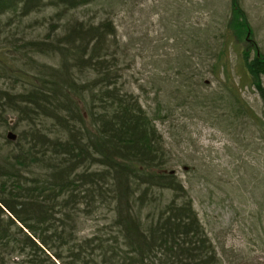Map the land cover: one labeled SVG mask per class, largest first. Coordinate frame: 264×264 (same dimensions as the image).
I'll list each match as a JSON object with an SVG mask.
<instances>
[{
    "label": "rangeland",
    "instance_id": "obj_1",
    "mask_svg": "<svg viewBox=\"0 0 264 264\" xmlns=\"http://www.w3.org/2000/svg\"><path fill=\"white\" fill-rule=\"evenodd\" d=\"M240 4L251 31L235 44L229 0H96L61 16L47 2L27 17L0 16V91L11 95L27 92L38 65H59L58 56L33 51L35 43L63 45L77 25L87 31L111 26V36L103 33L113 86L130 91L155 120L187 192L179 201H191L214 264H264V100L257 88L264 90V73L248 69L256 57L250 40L264 62V0ZM209 26L211 33L200 31ZM6 122V128L0 125V158L26 131L14 113ZM37 125V132L55 138L48 132L53 123ZM9 130L15 141L6 139ZM162 194L166 204L171 196ZM75 206L69 214L78 239L96 234L119 243L113 205ZM134 211L143 224L156 212L138 206ZM59 219L56 215L57 224Z\"/></svg>",
    "mask_w": 264,
    "mask_h": 264
},
{
    "label": "trees",
    "instance_id": "obj_2",
    "mask_svg": "<svg viewBox=\"0 0 264 264\" xmlns=\"http://www.w3.org/2000/svg\"><path fill=\"white\" fill-rule=\"evenodd\" d=\"M47 2L61 16L96 0H0V16L27 17L39 13ZM231 3L234 16L228 28L235 44L248 26L238 0ZM110 31L109 24L89 31L77 25L63 45H31L38 54L58 56L57 68L38 65L27 92L0 91V125L6 128V116L14 113L26 128L14 149L0 158V264L216 261L209 255L190 201L180 203L184 194L176 190L177 180L162 171L171 167V161L151 122L127 93L113 86L116 80L106 65L104 42V33ZM250 43L256 57L248 69L264 73L263 57ZM253 74L258 78L259 73ZM257 88L264 100V90ZM78 103L88 106L86 117ZM44 120L53 123V130H48L53 140L37 132V121ZM34 166L43 172L34 175L30 169ZM169 190L174 195L165 204L162 193ZM92 202L114 205L119 243L96 234L76 237L69 213L75 205ZM136 206L156 212L143 224Z\"/></svg>",
    "mask_w": 264,
    "mask_h": 264
},
{
    "label": "bare ground",
    "instance_id": "obj_3",
    "mask_svg": "<svg viewBox=\"0 0 264 264\" xmlns=\"http://www.w3.org/2000/svg\"><path fill=\"white\" fill-rule=\"evenodd\" d=\"M230 1V5H229V8H231V15H230V19H229V21L232 19V17L234 16L233 15V13H234V9H233V6H232V3H231V0H229ZM240 2H241V0H240ZM240 2L238 1V5H239V10H240V13H241V15H242V17H243V19L245 20V21H247L248 22V20H247V15H246V12H245V10L243 9V7H242V5L240 4ZM94 3H90V4H87L86 6H88V5H93ZM86 6H83V7H86ZM80 8H82V7H79V8H77V9H80ZM77 9H74V10H77ZM74 10H72V11H74ZM246 22V23H247ZM230 23V22H229ZM85 30H86V28H84ZM88 30H91V29H96V28H87ZM201 32H203V33H211V32H209V31H212V28L209 26L208 28H204V29H201L200 30ZM250 27L248 26V28H245V30H243V33L245 34V33H247V35L248 36H250ZM217 61H219V60H217ZM6 68H8V67H6ZM67 90V89H66ZM57 91H59V93L61 94V95H63L61 92H60V90L58 89ZM64 91V90H63ZM126 93H127V95L139 106V108L143 111H141L142 113H143V115H144V117H145V119L147 118V119H149V121L151 122V124H152V126H153V129L155 130V132H154V134H155V136H156V134H157V138H158V140L161 142V145L160 146H162L163 148H164V143H163V141H162V137L157 133L158 131H157V129H156V124H155V120L153 119V118H150L148 115H147V113L144 111V108H143V104L141 103V102H138V100H137V98L135 97V96H132L131 95V92L130 91H126ZM180 94H182V93H184L183 91L181 92H179ZM68 96H70V97H73V95L70 93V91H68ZM261 96V95H260ZM263 99V98H262ZM78 105H79V109H81V112L83 113V115L86 117V115H87V113L89 112V108H88V106H85V104H79L78 103ZM246 110V109H245ZM158 112H159V110H157ZM145 113V114H144ZM146 115V116H145ZM159 116H161V114H159ZM88 118V117H87ZM11 129V128H10ZM9 132L10 133H8V134H11V135H13V136H15V138H17V136L11 131V130H9ZM6 139H7V136H6ZM165 149V148H164ZM166 150V149H165ZM167 151V150H166ZM171 165H173V164H171ZM164 173H167V174H169V175H172V176H174V178L175 179H177V177H176V175H175V171L174 170H172V167H165L164 168V170H162ZM177 183H178V185H177V189L176 190H178L180 193H182V194H184V195H187V192L184 190V188H183V186L181 185V183L178 181V179H177ZM154 192H157V191H154ZM158 193V192H157ZM168 194H170V196H172V195H174V192L173 191H171V190H169L168 192H167ZM190 201V200H189ZM190 204H191V201H190ZM112 205V204H111ZM164 205V204H163ZM114 206V205H113ZM116 206V205H115ZM191 212L192 213H194V215H195V218H196V220H197V222H198V224L200 225V228L202 229V232H203V234H204V237H205V239H204V241H205V244H208V246L209 247H211L210 246V244L207 242L208 240H207V238H206V235H205V230H204V227L202 226V224H201V222L199 221V219H198V217H197V215H196V213L194 212V210H193V208H192V204H191ZM55 262H56V264H60V262H58L57 260H55ZM9 264V263H8Z\"/></svg>",
    "mask_w": 264,
    "mask_h": 264
},
{
    "label": "water",
    "instance_id": "obj_4",
    "mask_svg": "<svg viewBox=\"0 0 264 264\" xmlns=\"http://www.w3.org/2000/svg\"><path fill=\"white\" fill-rule=\"evenodd\" d=\"M7 139H8L9 141H15V140H16L15 136H13V135H11V134H8V135H7Z\"/></svg>",
    "mask_w": 264,
    "mask_h": 264
}]
</instances>
